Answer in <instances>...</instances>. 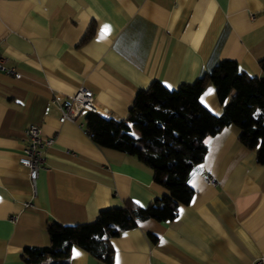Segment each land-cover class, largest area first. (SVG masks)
<instances>
[{
	"label": "crops",
	"instance_id": "obj_1",
	"mask_svg": "<svg viewBox=\"0 0 264 264\" xmlns=\"http://www.w3.org/2000/svg\"><path fill=\"white\" fill-rule=\"evenodd\" d=\"M0 56L15 70L0 72V264H40L20 253L48 243L47 220L89 221L164 192L134 156L89 139L84 111L58 121V106L83 86L98 115L121 118L151 80L174 88L222 59L264 75V0H0ZM199 100L220 112L210 83ZM30 123L52 139L32 182L18 162ZM236 135L225 125L205 138L173 217L111 236L108 263L72 245L68 264H254L264 254V166Z\"/></svg>",
	"mask_w": 264,
	"mask_h": 264
},
{
	"label": "trees",
	"instance_id": "obj_2",
	"mask_svg": "<svg viewBox=\"0 0 264 264\" xmlns=\"http://www.w3.org/2000/svg\"><path fill=\"white\" fill-rule=\"evenodd\" d=\"M91 31L89 25L81 40ZM259 65L264 72V63L259 61ZM207 83L221 103L218 114L199 100ZM82 122L93 143L134 156L151 170L152 180L164 192L143 206L125 199L119 206L101 208L89 221L63 224L47 220L44 231L48 243L23 247L20 257L24 261L68 264L70 248L77 245L108 263L111 236L146 218L170 219L178 206L187 202L191 188L186 176L202 159L205 138L225 125L237 128V140L264 166V75H248L232 59L218 60L193 81L174 88L151 80L134 92L121 118L84 111Z\"/></svg>",
	"mask_w": 264,
	"mask_h": 264
},
{
	"label": "built area",
	"instance_id": "obj_3",
	"mask_svg": "<svg viewBox=\"0 0 264 264\" xmlns=\"http://www.w3.org/2000/svg\"><path fill=\"white\" fill-rule=\"evenodd\" d=\"M0 72L13 75L15 70L12 66L7 65L5 59L0 56ZM59 116L58 121H72L74 116L79 111H91L97 113L96 107L92 101V93L88 88L78 86L69 96L68 100L58 106ZM50 137H42L39 134V129L35 124H27L23 129V146L21 155L18 157L19 164L25 168L27 177L30 182L35 177L36 170L40 166L43 157L42 150L45 146L51 143ZM205 180L209 183H214L211 176H207ZM11 220L15 216L10 217ZM254 264H264V254L254 261Z\"/></svg>",
	"mask_w": 264,
	"mask_h": 264
},
{
	"label": "snow or ice",
	"instance_id": "obj_4",
	"mask_svg": "<svg viewBox=\"0 0 264 264\" xmlns=\"http://www.w3.org/2000/svg\"><path fill=\"white\" fill-rule=\"evenodd\" d=\"M108 33V26L104 25L102 26L101 30H100V36L99 38H103L104 36H106ZM209 92H211V89L209 90ZM200 167H203L202 165ZM73 253L74 255H79V253L77 252V250L73 249Z\"/></svg>",
	"mask_w": 264,
	"mask_h": 264
}]
</instances>
